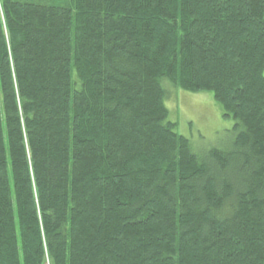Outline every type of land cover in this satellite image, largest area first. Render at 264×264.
<instances>
[{"label": "trees", "instance_id": "1", "mask_svg": "<svg viewBox=\"0 0 264 264\" xmlns=\"http://www.w3.org/2000/svg\"><path fill=\"white\" fill-rule=\"evenodd\" d=\"M263 71L264 0H0V264H264Z\"/></svg>", "mask_w": 264, "mask_h": 264}, {"label": "rangeland", "instance_id": "2", "mask_svg": "<svg viewBox=\"0 0 264 264\" xmlns=\"http://www.w3.org/2000/svg\"><path fill=\"white\" fill-rule=\"evenodd\" d=\"M43 3L72 6V0H43ZM162 85L168 93L164 101L168 120L176 125L175 132L189 141L194 152L228 148L233 140L234 121L223 118L222 108L211 92L184 91L167 80Z\"/></svg>", "mask_w": 264, "mask_h": 264}]
</instances>
